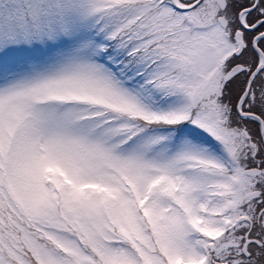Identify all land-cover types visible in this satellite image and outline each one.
Wrapping results in <instances>:
<instances>
[{
  "label": "snow or ice",
  "instance_id": "6c2138e0",
  "mask_svg": "<svg viewBox=\"0 0 264 264\" xmlns=\"http://www.w3.org/2000/svg\"><path fill=\"white\" fill-rule=\"evenodd\" d=\"M0 264H264V0H0Z\"/></svg>",
  "mask_w": 264,
  "mask_h": 264
}]
</instances>
